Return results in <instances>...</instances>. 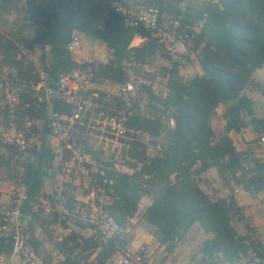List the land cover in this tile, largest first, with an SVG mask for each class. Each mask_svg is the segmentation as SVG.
I'll use <instances>...</instances> for the list:
<instances>
[{"label": "trees", "instance_id": "trees-1", "mask_svg": "<svg viewBox=\"0 0 264 264\" xmlns=\"http://www.w3.org/2000/svg\"><path fill=\"white\" fill-rule=\"evenodd\" d=\"M112 1L127 6L129 0ZM0 2L9 6L13 16L21 14L27 19L15 28L14 21L6 19L5 11L0 10V72L5 66L17 69L23 86L18 122L26 116L39 121L35 129L42 144L19 153L14 147L0 143V171L9 170L15 188L22 187L28 197L21 205L22 229L36 256H40L44 246L37 235V229L43 230L45 226L41 217L45 209L43 200L52 207L49 224L70 230L54 242V251L60 255L56 264H109L119 254L127 256L128 227L141 202L150 198L151 204L144 212L147 230L160 234L161 245L168 252H173L198 225L207 236L199 248L204 264H264V243L256 230L246 223V233L241 234L234 225L235 219L243 221L246 216L233 192L213 199L200 180L203 174L216 169L233 191L235 186L252 195L264 193V160L239 151L232 137L249 126L257 134L264 133V117L257 115L255 103L247 95L248 90L255 89L264 96V86L253 80L254 74L264 68V0H207L195 13L193 9L173 5L170 0H143L144 7L159 8L161 17L164 13L172 14L170 23L177 21L179 32L195 36L202 75L188 81L180 76L181 62L173 61L165 52L159 37L141 25L131 26L126 17L102 0ZM75 31L102 41L111 54L108 62L90 66L95 77L125 84L134 72L152 81L159 75L167 81L163 97L153 94L152 84L142 83L139 95L131 97L130 104L122 97L104 102V93L97 100L102 105L99 110L105 114L122 113L127 118L128 131L123 140L124 163L129 170L121 171L114 163H106L99 157H96L100 165L97 171L88 166L91 185L87 194L95 193L106 199L96 201L104 219L99 222H86L76 215L73 196L63 193L60 198L55 192L46 195L47 180H55L62 170L57 163L68 161L70 155L64 151L60 157L49 143L52 137L49 113L45 106L34 105L32 98V87L40 81L38 65L47 73L52 87L62 75L78 67L89 68L79 66L67 50ZM136 37L145 40L132 46ZM22 46L30 57L22 53ZM37 53L39 58L35 61ZM157 57L169 61V66L161 67L158 74L141 70ZM144 94L150 100L146 111L141 108ZM221 106L224 128L217 133L213 121ZM53 109L71 114L74 106L54 101ZM0 115H5L4 109H0ZM89 123L85 119L73 133L79 149L97 156L86 137ZM142 136L151 138L156 148L154 154L149 152ZM15 205L12 202L8 206ZM105 223L116 227L112 236L103 229ZM82 231H91L92 235L85 237ZM14 245L11 236L0 237V256L10 257ZM49 256L50 260L44 259L45 264L52 263Z\"/></svg>", "mask_w": 264, "mask_h": 264}, {"label": "rangeland", "instance_id": "rangeland-1", "mask_svg": "<svg viewBox=\"0 0 264 264\" xmlns=\"http://www.w3.org/2000/svg\"><path fill=\"white\" fill-rule=\"evenodd\" d=\"M207 0H170V2L182 9L190 8L193 13L195 10L201 8ZM127 7L133 11H140L146 7L143 6V0H129L126 3ZM9 6L5 3L0 2V10H4L6 19L14 21V27L27 22L24 15L14 14V16L9 11ZM10 12V13H9ZM12 16V17H11ZM173 15L169 13H164L162 15L163 21L170 23L173 19ZM145 39L141 41H134V43L139 46L144 42ZM132 46H136L135 44ZM81 53L85 58H92L95 63H106L111 59V54L107 49V46L97 39L87 38L82 36V46ZM39 58V53L36 54L35 61ZM170 62L157 57L153 60L151 65L145 66L141 69L146 73H159L161 67L169 66ZM199 75L197 66L193 64L192 61L188 60L185 63H181L180 76L184 81H188L193 77ZM130 80L135 82V91L132 93H127L119 96V91L115 85L106 86L107 94H104V102L117 97H122L127 103L130 104L131 97H137L141 91L142 81L145 80L152 84L153 94L157 97L165 96L167 93L166 80H164L160 75L157 76L155 81L151 78H142L134 72L130 73ZM254 83H258L264 86V68L257 71L253 77ZM152 82V83H151ZM247 95L251 97L255 103L256 113L259 117H264V96L255 89H250L247 91ZM150 100L146 94L143 95L141 99V108L146 111L149 110ZM101 108V104H99ZM0 109H3L2 103L0 102ZM224 111V107L221 106L217 115L213 121V127L217 133H220L224 128V122L221 119V114ZM1 116V115H0ZM264 133L257 134L254 131L253 126H249L240 135L233 134L234 142L239 151H246L251 153L257 158L264 160V143L261 142V138ZM86 137L88 138V143L92 147L93 151L97 154H89L91 160L89 163L84 164L86 168L85 174H71L69 176L63 175L60 171L55 180H47L45 193L46 195H52L54 192L58 193L60 198H63L64 194L71 195L74 197L77 205L76 215L82 217L86 222L88 221H103L99 210L96 207V201L104 202L106 199L104 197H99L95 193L87 194L90 190L91 177L89 174L88 166L93 167L92 171L98 170L100 165L96 160V157L102 159L106 163H114L117 169L121 171H129L125 167L124 159V149L126 148L125 140L117 139L112 137L107 133L105 125L99 120L97 115H94L92 122L87 126ZM141 140L147 143L149 147V152L154 154L156 151L154 143L151 142V138L148 136H142ZM49 143L53 146L54 141L52 137H49ZM1 151V149H0ZM62 166V163H57ZM77 168V165H76ZM75 168V169H76ZM9 170L3 169L0 171V216L2 208L9 205L14 201V182L9 178ZM203 181V188L208 193V195L213 199H221L233 194L237 197V200L241 206L245 208L246 220H234V225L241 234L246 233L245 224L248 223L252 228L256 230L258 238L264 243V219L260 215V211L264 206V196L263 195H252L234 186V191L226 185V183L219 177L216 169L209 170L207 173L200 177ZM67 197V196H66ZM66 198L63 199V202ZM44 212L41 213V217L44 219L45 226L43 230L37 229V235L40 239L44 241V246L42 247L40 256H36L37 259H32L33 257H26L24 255L15 256H5V261H10L14 264H45V260H50L52 257V263L56 264L60 259V255L54 251V242L59 241L62 237L70 233V230H64L60 225H51L49 222L52 220L51 212L52 207L50 202L43 200ZM151 204L150 198H145L140 205L138 213L131 220L128 227L125 239L129 247L127 254L141 255L143 254V262L140 264H204L201 260V254L199 248L203 241L207 238L203 230L196 225L190 232H188L184 238L179 242L177 248L173 252H168L165 247L161 245V236L158 232L150 234L147 230V223L144 219V212L147 207ZM264 208V207H263ZM101 223V222H100ZM103 223V222H102ZM103 229L108 232V236H112L115 232L116 227L112 223L103 224ZM85 237H90L92 235L91 231L81 232ZM36 255V254H35ZM123 257V254H119L117 259L115 258L109 264H117V262ZM92 257L91 259H93ZM210 264V263H209Z\"/></svg>", "mask_w": 264, "mask_h": 264}, {"label": "built area", "instance_id": "built-area-1", "mask_svg": "<svg viewBox=\"0 0 264 264\" xmlns=\"http://www.w3.org/2000/svg\"><path fill=\"white\" fill-rule=\"evenodd\" d=\"M106 4H111L116 13L126 17L131 26H143L147 30L153 32L154 36L160 38L164 46L165 52L173 59L185 63L193 62L197 66L200 76L202 69L196 58L195 52V36L188 32L178 31V22L166 23L162 21L159 8L150 6L140 11H133L127 6L113 2L112 0H102ZM83 33L75 31L72 39L67 46V50L71 53L76 63L88 65L89 68L84 69L78 67L73 71L62 75L56 83L55 87L49 85L47 73L39 65L37 72L39 75V83L32 87L33 104L39 107L45 106L49 113L51 121L52 138L54 141L53 148L62 156L66 151L70 155V159L62 164V174L69 176L71 174H85L86 163H89L91 156L76 145L74 130L77 126L84 124L85 119L92 122L94 115L105 125L107 133L117 139L126 138L127 118L119 113L114 116L105 114L100 109L97 100L101 94L107 93L106 86L115 85L119 91V96L135 91V82L128 81L125 84H114L95 77L90 68L95 63L92 58H85L81 53ZM141 38L142 37H136ZM134 43V42H133ZM21 51L27 57H30L28 50L22 46ZM143 84L150 85L143 80ZM23 86L18 76V71L14 67L5 66L0 72V102L5 110V115L0 116V143L3 145L14 147L17 152L23 153L33 146H41L42 141L40 134L35 129L39 125V121L30 116L24 117L19 123V113L22 105ZM54 101H60L66 105H73L74 110L71 114L59 113L54 111ZM30 104H26L29 106ZM171 127L175 126L174 120L170 122ZM264 143V134L261 138ZM77 165V168H76ZM76 168V169H75ZM15 200L14 207L4 206L0 216V237L11 236L14 240V252L11 255H24L37 259L35 252L27 243L26 235L23 232L21 205L27 201L28 197L22 187L13 188ZM264 196V193L262 194ZM37 210V206L34 207ZM261 217L264 219V208L260 211ZM10 256V257H11ZM5 256H0V264H14L4 260ZM143 254L122 257L117 264H140L143 262Z\"/></svg>", "mask_w": 264, "mask_h": 264}, {"label": "crops", "instance_id": "crops-1", "mask_svg": "<svg viewBox=\"0 0 264 264\" xmlns=\"http://www.w3.org/2000/svg\"><path fill=\"white\" fill-rule=\"evenodd\" d=\"M83 36H85V35H83ZM85 37H87V36H85ZM87 38H89V37H87ZM91 39H92V38H91ZM95 40H96V39H95ZM135 40H136V41H141L142 39H141V38H136ZM135 40H134V41H135ZM97 41L99 42V40H97ZM135 43H136V42H135ZM135 43H134V44H135ZM135 45H136V44H135ZM136 46H137V45H136ZM201 75H202V74H201ZM237 135H240V134H237ZM233 136H234V135L232 134V137H233ZM233 140H234V137H233ZM234 143H235V142H234ZM236 198H237V197H236Z\"/></svg>", "mask_w": 264, "mask_h": 264}]
</instances>
